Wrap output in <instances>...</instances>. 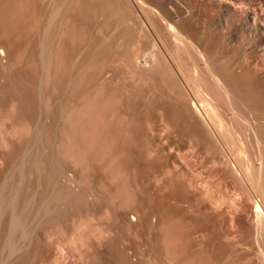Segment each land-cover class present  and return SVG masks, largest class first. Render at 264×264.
I'll use <instances>...</instances> for the list:
<instances>
[{
	"label": "rangeland",
	"instance_id": "obj_1",
	"mask_svg": "<svg viewBox=\"0 0 264 264\" xmlns=\"http://www.w3.org/2000/svg\"><path fill=\"white\" fill-rule=\"evenodd\" d=\"M37 1L27 0V4L24 0H15L23 3L19 7L18 4L12 5L13 8L18 7L13 10L17 12L22 6L21 9L26 11L20 9L16 13L9 7L13 0H0L3 3L0 11L5 13L8 10L4 16L0 12V24L6 26L0 25V33L6 29L2 36H8V43H12L9 45L12 51L6 64L3 63L4 68L8 66L5 69L0 67L4 71L0 72V89L5 95L0 92V199L4 200H0V208H3L0 209V224L2 228L6 227L3 230L0 227V236L4 231L0 247L12 241L7 243L11 244L7 248L13 252L9 255L8 249L3 250L5 244L0 249L4 258L0 264H264V192L260 191L262 188L264 191V183L261 182H264V0H142L145 4L142 9L132 0H117L122 9L119 11L115 10L116 6L106 5L105 0H91L92 3L90 0H77L78 3L76 0H57L58 6L60 2L65 4L59 6L58 14L51 19L46 12V16L43 15L45 20L40 12L46 3L39 0L40 8ZM28 5L30 11L26 9ZM78 5H81V11ZM69 7V12L73 11L74 15L68 12ZM37 10L40 12L35 13ZM21 13L26 16L22 17ZM66 14L72 15L67 16L72 22ZM17 15L18 20L25 17V21H16ZM245 16L249 18L248 29L241 25ZM47 17L52 24L45 28ZM34 18L37 21L34 22ZM21 21L25 23L20 29ZM27 21L35 23L33 28L29 23L27 25ZM53 25L56 31L52 29ZM169 25L180 40H174L168 31ZM68 29L71 30L72 42L69 33L67 35ZM21 36L25 37L21 39ZM13 44L21 48L13 47ZM65 44L68 50H74L71 52L73 55L66 50ZM67 56L75 61L67 60ZM9 59H17L18 62ZM63 62H70V69ZM15 70L20 73L18 78ZM103 70L107 78L112 73L114 77L110 75L111 79L102 81L106 78ZM209 70L221 77L217 89L211 86ZM194 73L202 93L212 99L215 113L226 123V129L237 131L231 134L234 138L229 130L227 135L231 138L224 135L226 130L221 134L225 137L221 138L217 129L207 123L203 131L208 130L207 135L212 141L210 143L205 133L207 144L205 137L203 141V136L195 141L196 138L182 126H176L177 131L175 126L167 124L168 119L160 104L169 102L170 98L187 99L191 91L183 76L192 77ZM152 84L153 87L150 86ZM4 86L8 90L3 91ZM149 86L157 96L148 94L151 91ZM163 89L165 93L171 90L177 95L169 91L166 97ZM21 96L22 99L19 98ZM140 97H143L141 102L154 98L148 104L144 100L140 103ZM230 105L235 108H232L235 116L230 115ZM142 114V118L139 117ZM230 117H236L237 121ZM237 126L243 130L240 134ZM226 137L228 140L224 139ZM232 138L235 139L233 142ZM204 145L211 147L207 149ZM24 151L28 156L23 155ZM32 154L37 156L36 161ZM30 160L38 163L34 166ZM26 166L28 172H25ZM245 168L253 173L251 179L255 180L245 176ZM18 173L24 174L23 177ZM38 173L45 178L39 179ZM53 173L57 180H54ZM35 176L38 179L33 182ZM50 178H53V183ZM19 183L26 185L24 190ZM31 187L34 192L30 191ZM11 188L21 189V195ZM23 197H28L30 204ZM12 199L17 200L12 203ZM256 201L263 203L259 217L261 223L252 212ZM13 205L17 210L10 209ZM7 208L12 213L18 212L14 213L15 218L10 215V210L9 215L8 210L3 212ZM23 212H28V215H23ZM5 217L9 218L6 219L8 222ZM15 223H20V227L17 224L12 227ZM7 228L10 231L8 235L5 232ZM3 240L5 243L1 245ZM12 244H17L19 250Z\"/></svg>",
	"mask_w": 264,
	"mask_h": 264
},
{
	"label": "bare ground",
	"instance_id": "obj_2",
	"mask_svg": "<svg viewBox=\"0 0 264 264\" xmlns=\"http://www.w3.org/2000/svg\"><path fill=\"white\" fill-rule=\"evenodd\" d=\"M2 1H6V0H2ZM7 1H8V0H7ZM9 1H10V0H9ZM11 1H12V0H11ZM22 1H23V0H22ZM33 1H34V0H32V2H33ZM35 1H36V0H35ZM38 1H39V0H38ZM38 1H37V3H39ZM42 1H44V3H46V6L42 5L44 8L41 9V12L39 11V10H40V9H39V10H37L35 13H37V12L39 11V12H40V15L42 16V18H43L44 20H45L46 17L44 18L43 15L46 16V12L49 13V15H47V16H49V18L51 19V17H54V15H56L59 6H60L61 4H62V5L65 4V3L60 2L59 6H58L57 0H41L40 3H42ZM58 1H59V0H58ZM61 1H63V0H61ZM71 1L73 2L74 0H71ZM80 1H81V0H80ZM105 1L107 2V3L105 2L106 5L109 4L111 7L113 6L114 8H115V6H116V9H115L116 11H119V9H121L120 3H119L120 1H117V0H105ZM132 1L136 4V6H138V7L141 8V9L143 8V5H145V4H143V2H141L142 0H132ZM218 1L220 2V0H218ZM13 2H15V0H13ZM13 2H11L12 4H9L8 2H7V3L9 4V7L12 8V12H16V10L14 11L13 9H14V8L17 9V8L19 7L20 4L22 5L23 2H21L20 4H19V2H18V3H17V2L13 3ZM24 2H27V0H26V1L24 0ZM28 2H29V1H28ZM28 2H27V4H28ZM64 2H66V1L64 0ZM75 2L78 3L79 1L77 2V0H76ZM89 2L92 3L91 0H90ZM0 3H1V2H0ZM34 3H36V2H34ZM40 3H39V5H38L39 7L41 6ZM69 3H70V1H69ZM105 3H103V5H105ZM228 3H229V2H228ZM2 4H3V3H1L0 5H2ZM15 4H16V5L18 4V7H17V6H14V8H13L12 5H15ZM25 4H26V3H25ZM25 4H24V6L26 7ZM29 4H31V3H29ZM73 4H74V3H73ZM79 4H81V3H79ZM84 4H86V3H84ZM94 4H95V3H94ZM32 5H33V4H32ZM32 5H31V6H32ZM68 5L70 6V4H68ZM71 5H72V4H71ZM95 5H96V4H95ZM100 5H102V4H100ZM109 5H108V6H109ZM232 5H233V4H232ZM7 6H8V5H7ZM31 6H30V8H32ZM33 6H34V5H33ZM38 6H37V7H38ZM80 6H81V5H78V9H79ZM82 6H83V4H82ZM96 6H97V5H96ZM96 6H95V7L93 6V7L96 8ZM98 6H99V5H98ZM98 6H97V7H98ZM110 6H109V7H110ZM3 7H5V5H4ZM20 7L22 8V6H20ZM37 7H36L35 9H37ZM39 7H38V8H39ZM61 7H62V6H61ZM70 7H71V6H70ZM70 7L68 8V12H69V10H71ZM75 7H76V6H75ZM103 7H106V6H103ZM234 7H235V6H234ZM0 8H2V7H0ZM21 8H19V11H17V12H20V9H21ZM28 8H29V5H28V7H27L26 9H27L28 11H30V9H28ZM40 8H41V7H40ZM65 8H66V6H65ZM83 8H84V6H83ZM83 8H82V9H83ZM98 8H99V7H98ZM98 8H97V10H98ZM230 8H231V7H230ZM238 8H239V7H238ZM7 9H8V8H7ZM22 9H23V8H22ZM22 9H21L22 12L25 11V10H22ZM24 9H25V8H24ZM59 9H60V8H59ZM63 9H64V8H63ZM78 9H77V10H78ZM80 9H81V8H80ZM80 9H79V10H80ZM92 9H93V8H92ZM117 9H118V10H117ZM61 10H62V9H61ZM72 10H73V9H72ZM77 10H76V11H77ZM79 10H78V11H79ZM93 10H94V9H93ZM121 10H122V9H121ZM238 10H239V9H238ZM240 10H241V9H240ZM7 11H8V10H7ZM7 11H5V13H2L1 11H0V12H1V13L3 14V16H4V14H6ZM9 11H11V10H9ZM32 11H33V10H32ZM62 11H63V10H62ZM66 11H67V9H66ZM76 11H75V12H76ZM80 11H81V10H80ZM98 11H99V10H98ZM3 12H4V11H3ZM17 12H16V13H17ZM25 12H26V11H25ZM68 12H67V14H68ZM70 12L73 13V11H70ZM70 12H69V13H70ZM92 12H93V11H92ZM120 12H121V11H120ZM239 12H240V11H239ZM1 13H0V14H1ZM9 13H10V12H9ZM29 13H30V12H29ZM35 13L33 12L32 14L36 15ZM78 13H79V12H78ZM97 13H99V12H97ZM97 13H95V14H97ZM101 13H102V12H101ZM101 13H100V15L102 16L103 14H101ZM10 14H11V13H10ZM19 14H20V13H19ZM57 14H58V13H57ZM67 14H66V17H67V16H72V15H74V13H73L72 15H70V14L67 15ZM95 14H93V15H95ZM13 15H14V14H13ZM21 15H22V17H23V15L26 16V14H22V13H21ZM75 15H76V14H75ZM98 15H99V14H98ZM1 16H2V15H1ZM5 16H6V15H5ZM9 16H10V15H9ZM9 16H8V17H9ZM11 16H12V14H11ZM15 16H16V15H15ZM15 16H14V17H15ZM17 16H18V17H16V18H17L16 21H19L21 18L18 20L19 15H17ZM36 16H38V17L40 18L39 15H36ZM36 16H35V17H36ZM57 16H58V15H57ZM59 16H60V15H59ZM95 16H97V15H95ZM230 16H231V15H230ZM8 17H7V18H8ZM14 17H13V18H14ZM27 17H28V16H27ZM55 17H56V16H55ZM248 17H249V15H248ZM248 17L245 16L244 19L241 20L242 22L240 21V22H241V25L245 26L246 28L249 27V24H248V21H247V19L249 20ZM10 18H11V17H10ZM31 18H33V17H31ZM49 18L47 17V19H46V21L48 20V22H46V21L43 20V21H44V22H43L44 24H45V22H46V26L43 25V26H45V28H47L48 26H49V27L51 26V25H48V24L50 23V22H49V21H50ZM67 18L70 19V17H67ZM75 18H76V16H75ZM94 18H98V16H97V17H94ZM99 18H100V16H99ZM250 18H251V17H250ZM1 19H2V18H1ZM3 19H4V18H3ZM24 19H25V17H24ZM24 19H21V20L23 21ZM26 19H27V18H26ZM29 19H30V18H29ZM72 19H73V18H72ZM240 19H241V18H240ZM7 20H8V19H7ZM9 20L12 21V19H9ZM13 20H14V19H13ZM27 20H28V19H27ZM33 20H34V22H35L36 19L34 18ZM70 20H71V19H70ZM97 20H98V19H97ZM5 21H6V20H5ZM5 21H3V24L5 23ZM14 21H15V20H14ZM22 21L20 22V25H21V26L19 25V22H18V24H16V25H19V28L22 27V25L25 23V22L22 23ZM24 21H25V20H24ZM28 21H31V20H28ZM28 21L26 22L27 25L30 24V22H28ZM36 21H37V20H36ZM38 21H39V20H38ZM61 21H63V20H61ZM73 21H74V19H73ZM0 22H1V21H0ZM12 22H13V21H12ZM34 22H31L32 25L30 24L29 26H32V28H33V23H34ZM51 22H52V20H51ZM71 22H72V20H71ZM15 23H16V22H15ZM28 23H29V24H28ZM56 23H57V22H56ZM56 23H54V24L56 25ZM58 23H59V22H58ZM98 23H100V22H98ZM8 24H10V22H9ZM34 24H35V23H34ZM40 24H41V23H39V25H40ZM50 24H52V23H50ZM0 25H2V23H1ZM57 25H58V24H57ZM239 25H240V24H239ZM3 26H4V25H2V27H3ZM23 26H24V25H23ZM25 26H26V25H25ZM41 26H42V24H41ZM60 26H62V25H60ZM70 26H71V25H69L68 27L70 28ZM4 27L6 28V26H4ZM4 27H3V28H4ZM7 27H8V26H7ZM10 27H12V26H9V28H10ZM17 27H18V26H17ZM68 27H67V28H68ZM168 27H169V30H168V31L170 32V34H172V35L174 36V40H176V41H177L178 39L180 40V37L177 35V33H175V30L172 28V26L169 25ZM168 27H167V28H168ZM3 28H2V30H3ZM9 28H8V29H9ZM23 28L26 29L25 27H23ZM58 28H59V27H58ZM20 29H21V28H20ZM43 29H44V28H43ZM52 29H54V25H53ZM70 29H71V28H70ZM70 29L67 30V31H70V32H67V31H66V32H67V35H68V33H69V37H70V34H71V30H70ZM247 29H248V28H247ZM4 30H5V31H4V33H5V32H6V29H4ZM13 30H14V29H13ZM18 30H19V29H18ZM22 30H23V29H22ZM54 30H55V29H54ZM57 30H58V29H57ZM9 31H11V30L9 29ZM19 31H20V30H19ZM24 31H25V30H23L22 32H24ZM55 31H56V30H55ZM55 31H54V32H55ZM17 32H18V31H17ZM17 32H16V33H17ZM22 32H20V33L22 34ZM27 32H28L27 34H29L30 31L28 30ZM49 32H50V31H49ZM51 32H53V30H52ZM57 32H58V31H57ZM59 32H62V30L59 31ZM4 33H2V31H1V33H0V64L2 65V66H0V67H2V68H4V64H3V63H5V61L8 59V55H9L10 51H12V50H10V47H9V45L12 44V43H10V44L8 43V42L10 41L9 38H7L8 36H6V38H4L5 35L2 36V34H4ZM11 33H12V32H11ZM64 33H65V32H64ZM5 34H6V33H5ZM17 34H19V33H17ZM27 34H24V33H23L22 36H23V35L26 36ZM53 34H54V33H53ZM53 34H52V35H53ZM62 34H63V33H61V35H62ZM11 35H12V34H11ZM38 35H39V34H38ZM40 35H41V34H40ZM59 35H60V34L58 33V36H59ZM65 35H66V33H65ZM65 35H62V36L64 37ZM9 36H10V35H9ZM14 36H15V35H14ZM17 36H18V35H17ZM22 36H21V39L25 37V36H24V37H22ZM62 36H60L61 39L63 38ZM26 37H27V36H26ZM41 37H42V36H41ZM52 37H53V36H52ZM66 37H68V36H66ZM11 38H12V36H11ZM19 38H20V37H19ZM29 38H30V35H29ZM39 38H40V37H38V39H39ZM54 38H55V37H54ZM54 38H53V39H54ZM6 39H7L8 41H7ZM15 39H16V38H14V40H15ZM58 39H60V38L57 37V40H58ZM64 39H65V37H64ZM68 39H69V38H67L66 41H67ZM14 40H13V41H14ZM27 40H29V43H30V39H27ZM42 40H44V39L42 38ZM57 40H56L55 42L61 44V42H60V41L57 42ZM21 41H23V40H21ZM25 41H26V40H25ZM39 41H40V40H38V42H39ZM53 41H54V40H53ZM62 41H63V40H62ZM64 41H65V40H64ZM70 41L72 42L71 37H70ZM70 41H68V42H70ZM11 42H12V40H11ZM14 42H15V41H14ZM14 42H13V43H14ZM42 42H45V40L42 41ZM68 42H67V43H68ZM17 43H18V42H17ZM27 43H28V42H26V44H27ZM22 44H25V43H22ZM40 44H41V46H42V43H41V42H40ZM51 44H54V43H51ZM19 45H21V44H19ZM43 45H44V44H43ZM10 46H11V45H10ZM14 46L20 47V46H18L17 44H16V45L13 44V47H14ZM22 46H23V45H22ZM65 46H66V44H65ZM80 46H81V44H80ZM24 47H25V46H24ZM63 47H64V46H63ZM66 47H67L66 50L69 51L70 54H72V53L74 52L73 49H72L73 52L70 51V50H68V45H67ZM71 47H72V46H71ZM78 47H79V46H77V48H78ZM81 47H82V46H81ZM20 48H21V47H20ZM20 48H19V49H20ZM64 48H65V47H64ZM72 48H73V47H72ZM69 49H70V47H69ZM78 49H79V48H78ZM78 49H77V51H78ZM83 49H84V48H83ZM66 50H65V51H66ZM79 50H80V49H79ZM81 50H82V49H81ZM14 51H15V50H14ZM20 51H21V50H20ZM77 51H76V52H77ZM82 51H83V50H82ZM69 52H68V53H69ZM71 52H72V53H71ZM80 52H81V51H80ZM13 53H14V52H13ZM13 53H12V54H13ZM21 53H23V52H21ZM15 54H17V52H15ZM19 54H20V53H19ZM65 54H67V53L65 52ZM22 55H23V54H22ZM67 55H68V54H67ZM72 55H73V54H72ZM76 55H77V54H75L74 56H76ZM83 55H84V54H83ZM16 56H18V55H16ZM64 56H65V55H64ZM68 56H70V55H68ZM68 56H67V58H66L67 60L70 59V57L68 58ZM77 56H78V55H77ZM79 57H80V56H79ZM81 57H82V54H81ZM81 57H80V58H81ZM20 58H21V57H20ZM64 58H65V57H63V59H64ZM77 58H78V57H76V59H77ZM82 58H85V57H82ZM82 58H81V60L84 61L85 59H82ZM78 59H79V58H78ZM9 60H11V59H9ZM12 60H14V59H12ZM12 60H11V61H12ZM16 60H17V59H15L14 61H16ZM70 60H71V59H70ZM79 60H80V59H79ZM14 61H13V62H14ZM65 61H66V60H65ZM71 61H72V60H71ZM74 61H75V60H74ZM74 61H72V62H74ZM76 61H78V60H76ZM161 61H162V60H161ZM17 62H18V60H17ZM19 62L21 63L22 61L20 60ZM66 62H67V61H66ZM66 62H63V63H64L65 65H66V64H67V65L70 64V62H68V63H66ZM72 62H71V63H72ZM162 62H163V61H162ZM20 63H18V65H19ZM76 63H77V62H76ZM5 64H6V63H5ZM13 64H15V62H14ZM16 64H17V63H16ZM16 64H15V65H16ZM73 64H74V63H73ZM160 64H161V62H160ZM163 64H164V63H163ZM204 64H206L205 61H204ZM77 65H78V64H77ZM7 66H8V64H7ZM7 66H6V67H7ZM12 66H13V65H12ZM69 66H70V65H68L67 67L69 68ZM71 66H72V65H71ZM161 66H162V64H161ZM6 67H5V68H6ZM17 67H18V66H17ZM79 67H80V65H79ZM5 68H4V69H5ZM14 68H16V67H14ZM71 68H72V67H71ZM69 69H70V68H69ZM107 69H108V68H107ZM112 69L114 70V66H113ZM1 70H2V69H1ZM1 70H0V72L3 73L4 71H3V70L1 71ZM6 70H7V69H6ZM16 70H17V69H16ZM16 70H15V71H16ZM18 70H19V69H18ZM71 70H72V69H71ZM71 70H70V71H71ZM80 70H81V68H80ZM110 70H111V68H110ZM110 70H109V71H110ZM166 70H167V69H166ZM166 70H165V71H166ZM15 71H14V72H15ZM109 71L106 70V72H109ZM168 71H169V69H168ZM19 72H20V70H19ZM21 72H22V70H21ZM97 72H98V71H97ZM99 72H101V71L99 70ZM112 72H113V71H112ZM160 72H161V71H160ZM160 72H159V70H158V73H160ZM5 73H6V72H5ZM10 73H11V72H10ZM23 73H24V72H23ZM54 73L57 74L55 71H54ZM109 73H111V71H110ZM161 73H162V72H161ZM161 73H160V74H161ZM7 74H8V73H6L5 75L7 76ZM14 74H15V73H14ZM19 74H20V73H19ZM19 74H17V71H16V76H17V75L20 76ZM78 74H79V73H78ZM103 74H104V70H103ZM103 74H100V75L102 76ZM112 74H114V73H112ZM112 74H110V75H112ZM207 74L210 76V79L212 80V81L210 82V83H211V86H212V87H215V88H216V87H220V80H219V79H220L221 77H219L218 74H217V75H218V77H217V76H216V73L213 72V71H211V70H209ZM227 74H228V73H227ZM104 75H105V74H104ZM106 75H107V74H106ZM106 75H105V76H106ZM110 75H109V76H110ZM158 75H159V74H158ZM162 75H163V74H162ZM162 75H159V76H162ZM1 76H2V74H1ZM6 76H5V82H6V78H7ZM10 76L12 77L11 74H10ZM10 76L8 75V77H10ZM13 76H14V75H13ZM18 76H17L16 78H18ZM24 76H25V75H24ZM55 76H57V75H55ZM68 76H69V75H68ZM84 76H85V75H84ZM84 76H83V77H84ZM91 76L94 77L93 74H92ZM98 76H99V75H98ZM105 76H104V77H105ZM109 76H108V78H110ZM228 76H229V74H228ZM62 77H65V76H62ZM62 77L60 78V80L62 79ZM112 77H114V76L112 75L111 78H112ZM183 77H184L185 82L188 84L189 90L191 91L190 95L188 94L187 99L181 101V100H178L179 97H178V99L175 98V99H172V100H171V98H170V101H169V102H164V101H162V103H163V102H164V103H163V104H160V106L162 105L161 107L163 108L162 111L164 110V111H163V112H164L163 114H165V117L168 119V120H166V121H168L167 124H170V125L172 124V126H175V127H176V126H177V127H178V126H179V127L182 126V127L184 128V130H185V129L188 130V132L191 133L190 135H191V136H194V137L196 138L195 141H198V138H200V137H202V136H203V137H202V138H203L202 141L204 140V137L206 138V135H207L208 130L205 132V131H203V129L206 130V128H207L206 125H208L209 123L211 124V126L215 127L214 129H217V131L220 133V135H221L222 133L224 134V131L226 130L224 135H226L227 137H229V135H227V130H229L230 128L227 127L228 129H226V126H227L226 123L223 122V120H222V118L220 117L219 114L216 115V113H215V108H214L213 105H212V101H211L212 99H211L209 96H207L206 94L204 95V94L202 93L201 85H200V82H199V80H198L197 75H195V73H194V74L192 75V77H190L189 75H186V74H185V76H183ZM66 78H67V77H66ZM66 78H65V79H66ZM74 78H75V77H74ZM74 78H72V79H74ZM94 78H98V77L95 76ZM100 78H101V77H100ZM108 78H107V76H106V78H105L104 80H102V81H105L106 79L109 80ZM111 78H110V79H111ZM3 79H4V76H3ZM65 79H64V80H65ZM229 79H230V77H229ZM60 80H59V81H60ZM68 80H69V79H68ZM7 81H8V80H7ZM70 81H71V80H70ZM93 81H94V80H93ZM100 81H101V80H100ZM1 82H3V81H1ZM62 82H63V81H62ZM6 83H7V82H6ZM9 83H11V82H9ZM12 84H13V83H12ZM15 84H16V82H15ZM17 84H18V82H17ZM58 84H60V82H58ZM58 84H57V85H58ZM142 84H143V83H142ZM142 84H141V85H142ZM212 84H213V85H212ZM3 85H4V82H3ZM20 85H21V83H20ZM137 85H138V84H137ZM6 86H8V85L6 84ZM16 86H17V85H16ZM150 86L153 87V84L150 85ZM150 86H149V88H150ZM155 86H157V85H155ZM18 87H19V86H17V88H18ZM55 87H56V86H55ZM57 87H58V86H57ZM142 87H143V86H142ZM3 88H4L3 91H5L7 87L4 86ZM3 88H2V89H3ZM8 88H10V87L8 86ZM8 88H7V90H8ZM17 88H15V89L18 90ZM147 88H148V87H147ZM147 88H146L145 90H147ZM215 88H213V89H215ZM11 89H13V88H11ZM11 89H10V90H11ZM19 89H20V87H19ZM56 89H57V88H56ZM59 89H60V88H59ZM61 89H62V88H61ZM138 89H139V88H138ZM152 89H153V88H152ZM152 89L150 88L151 91H150L148 94H151L152 91H154V90H152ZM155 89H157V92H158V88H155ZM216 89H217V88H216ZM21 90H22V88H21ZM21 90H20V93H19V94L22 93ZM57 90H58V89H57ZM57 90H56V91H57ZM141 90L143 91L144 89L142 88ZM141 90H134V92L137 91L136 93H138V92L141 91ZM166 90H167V88H166ZM14 91H15V90H14ZM18 91H19V90H18ZM142 91H141V92H142ZM148 91H149V89H148ZM155 91H156V90H155ZM169 91H171V90H168V92H169ZM220 91L222 92V90H220ZM0 92H1V89H0ZM57 92H58V91H57ZM59 92H60V91H59ZM62 92H63V91H62ZM141 92H140V93H141ZM145 92H146V91H145ZM163 92H164V89H163ZM168 92H167V93H168ZM1 93H2V92H1ZM4 93H5V92H4ZM6 93H7V92H6ZM23 93H24V92H23ZM146 93H147V92H146ZM153 93H154V92H153ZM153 93H152V95H154V94L156 95V93H154V94H153ZM159 93H160L159 95H161V91H160ZM164 93H165V92H164ZM167 93H165V96H166V97L168 96V95H166ZM171 93H173V92L171 91ZM2 94H3V93H2ZM15 94H16V93H15ZM57 94H58V93H57ZM148 94H147V96H148ZM168 94H170V92H169ZM173 94H174V95H177V94H175V93H173ZM173 94H172V95H173ZM185 94H186V93H185ZM223 94H226V92H225V93L223 92ZM17 95H18V94H17ZM59 95H60V94H59ZM144 95H145V94H144ZM157 95H158V94H157ZM157 95H156V96H157ZM162 95H164V94H162ZM210 95H212V94H210ZM220 95H222V94H220ZM2 96H5V95L3 94ZM18 96H20V95H18ZM23 96H24V95H23ZM55 96H56V95H55ZM55 96H53V97H55ZM57 96H58V95H57ZM62 96H63V95H61V97H62ZM135 96H137V95H135ZM140 96H143V95L140 94ZM145 96H146V95H145ZM150 96H151V95H150ZM169 96H170V95H169ZM186 96H187V95H186ZM222 96H223V95H222ZM53 97H51V100H52ZM138 97H139V96H138ZM159 97H160V98L162 97V98L164 99L163 96H159ZM170 97H172V96H170ZM174 97H175V96H174ZM211 97H212V96H211ZM19 98L22 99V96L19 97ZM56 98H57V97H56ZM58 98H59V97H58ZM133 98H134V97H133ZM136 98H137V97H136ZM141 98H143V97H140V100H139L140 103H142V102H144V101H148V104H149V101L152 102V101H151V100H152L151 98H154V97H151V98L148 97V98H150L151 100H150V99H149V100H146V99L144 100V99H143L144 101L142 100V102H141ZM145 98H147V97H145ZM168 98H169V97H168ZM168 98H167V100H168ZM3 99H4V98H2V100H3ZM17 99H18V98H17ZM59 99H60V98H59ZM182 99H183V98H182ZM213 99H214V97H213ZM53 100H54V98H53ZM61 100H62V99H61ZM131 100H132V99H131ZM134 100H135V99H134ZM157 100H158V99H157ZM161 100H162V99H161ZM165 100H166V99H165ZM20 101H21V100H20ZM132 101H133V100H132ZM136 101H137V99H136ZM136 101H135V102H136ZM154 101H156V98L154 99ZM22 102H23V100H22ZM53 102H54V101H53ZM53 102H52V104H53ZM60 102H61V101H60ZM137 102H138V101H137ZM139 102H138V103H139ZM159 102H160V99H159ZM54 103H55V102H54ZM131 103H132V102H131ZM140 103H139V104H140ZM153 103H154V102H153ZM213 103H214V102H213ZM231 103H232V102H231ZM231 103H230V104H231ZM19 104H20V103H19ZM132 104H134V103H132ZM139 104H138V105H139ZM151 104H152V103H151ZM154 104H157V102L154 103ZM53 105H54V104H53ZM58 105H59V104H58ZM146 105H147V104H146ZM146 105H145V106H146ZM158 105H159V104H158ZM158 105H156V106H158ZM131 106H132V105H131ZM133 106H134V105H133ZM145 106H144V108L146 109L147 107H145ZM147 106H148V105H147ZM154 106H155V105H154ZM53 107H54V106H53ZM53 107H52V110H53ZM59 107H61V106H59ZM136 107H137V105H136ZM141 107H142V106H141ZM141 107H140V108H141ZM56 108H57V106H56ZM134 108H135V107H134ZM142 108H143V107H142ZM149 108H150V107H149ZM152 108L155 109V107H152ZM232 108H234L233 105H230V111H229V112L231 113L230 115H231V116H235V115H234V114H235L234 111L232 112V110H233ZM54 109H55V108H54ZM59 109H60V108H59ZM59 109H58V110H59ZM61 109H62V108H61ZM135 109H137V108H135ZM138 109H139V106H138ZM156 109H158V108H156ZM156 109H155V110H156ZM234 109H235V108H234ZM151 110H152V109H151ZM151 110H150V111H151ZM55 111H57V110L55 109ZM55 111H54V113H56ZM146 111H149V110L146 109ZM146 111H145L144 113H146ZM162 111H161V113H162ZM30 112H31V111H30ZM52 112H53V111H52ZM153 112H154V111H153ZM32 113H33V112H31V115H32ZM151 113H152V111H151ZM154 113H155V112H154ZM161 113H160V116L162 117ZM245 113H246V111H245ZM34 114H35V112H34ZM52 114H53V113H52ZM59 114H60V112H59ZM62 114H63V113H62ZM146 114H147V117H148V112H147ZM236 114H237V113H236ZM238 114H239V112H238ZM238 114H237V115H238ZM241 114H243V113H241ZM53 115H54V114H53ZM53 115H52V116H53ZM56 115H58V113H56ZM56 115H55V118H56ZM157 115H159V114H157ZM239 115H240V114H239ZM243 115L245 116V114H243ZM32 116H33V115H32ZM59 116L62 118L61 114H60ZM59 116H58V117H59ZM141 116H143V114L140 115L139 117H141ZM240 116L242 117V115H240ZM50 117H51V116H50ZM58 117H57V118H58ZM144 117H145V116H144ZM147 117H146V118H147ZM157 117L160 118L159 116H157ZM165 117H164V120L166 119ZM245 117H246V116H245ZM141 118H142V117H141ZM146 118H145V119H146ZM230 118H232V117H230ZM235 118H236V117H235ZM235 118H234V119H235ZM237 118H239V117H237ZM242 118H243V117H242ZM53 119H54V118H53ZM53 119H51V120H53ZM58 119H60V118H58ZM138 119H139V118H138ZM151 119H152V118H151ZM232 119H233V118H232ZM234 119H233V120H234ZM243 119H244V118H243ZM245 119H246V118H245ZM245 119H244V120H245ZM54 120H55V119H54ZM56 120H57V119H56ZM140 120H141V119H140ZM142 120H143V119H142ZM159 120H160V119H159ZM162 120H163V117H162ZM162 120H161V121H162ZM233 120H232V123L235 122V121H233ZM235 120H236V119H235ZM244 120H243V121H244ZM31 121H33V120H31ZM58 121H59V120H58ZM143 121H144V120H143ZM236 121H237V120H236ZM238 121H239V120H238ZM246 121H248V120L246 119ZM37 122H38V121H37ZM54 122H55V121H54ZM155 122H156V121H155ZM169 122H170V123H169ZM241 122H242V119H241ZM241 122H240V123H241ZM244 122H245V121H244ZM248 122H249V121H248ZM32 123H35V122H32ZM140 123H141V122H140ZM207 123H208V124H207ZM235 123H236V122H235ZM235 123H234V124H235ZM246 123H247V122H246ZM30 124H31V123H30ZM37 124H39V122H38ZM42 124H43V123H42ZM44 124H45V123H44ZM210 124H209V125H210ZM228 124H229V123H228ZM238 124H239V122H238ZM242 124H244V123H242ZM249 124H250V123H249ZM31 125H32V124H31ZM55 125L57 126V123H56ZM58 125H59V124H58ZM203 125H205V128H204ZM236 125H237V123H236ZM236 125H235V126H236ZM245 125H247V124H245ZM33 126H34V125H33ZM35 126H37L36 123H35ZM38 126H39V125H38ZM40 126H41V125H40ZM52 126L54 127V125H52ZM172 126H170V127H172ZM202 126H203V127H202ZM211 126H210V127H211ZM228 126H229V125H228ZM232 126H233V125H232ZM235 126H234V127H235ZM242 126H243V125H242ZM247 126H249V125H247ZM247 126H244L245 129H247ZM139 127H140V126H139ZM166 127H167V126H166ZM177 127H176V128H177ZM182 127H180V128H182ZM213 127H212V128H213ZM237 127H238V128H237ZM237 127H236V128L239 130V131H238V134H240L239 132H240L241 130L239 129V127H241V126H237ZM249 127H250V126H249ZM32 128H33V127H32ZM39 128H40V127H39ZM41 128H42V126H41ZM176 128H175V129H176ZM36 129H37V128H36ZM214 129H213V130H214ZM234 129H235V128H234ZM242 129H243V128H242ZM181 130H182V129H181ZM184 130H183V131H184ZM230 130H231V129H230ZM230 130L228 131V132H230V135L233 134V133H235V132H237V131H235V132H231L232 130H231V131H230ZM177 131H178V128H177ZM242 131H243V130H242ZM242 131H241V132H242ZM179 132H180V130H179ZM186 132H187V131H186ZM201 133H202L203 135H201ZM205 133H206V135H205ZM141 134H142V133H141ZM141 134H140V135H141ZM188 134H189V133H188ZM208 134H209V133H208ZM228 134H229V133H228ZM135 135H136V131H135ZM135 135H134V136H135ZM183 135H184V132H183ZM190 135H189V136H190ZM217 135H218V133H217ZM220 135H218V136H220ZM141 136H142V135H141ZM143 136H144V135H143ZM143 136H142V137H143ZM207 136H208V135H207ZM231 136H232V135H231ZM231 136L229 137V139L231 138ZM139 137H140V136H139ZM142 137H140V138L143 139ZM223 137H225V136H223ZM223 137H222V135H221V138H223ZM227 137L224 138V139H227V140H228ZM232 137L234 138V136H232ZM192 138H193V137H192ZM207 138L210 140V143H211V142H212V141H211V136H208ZM207 138L205 139V141H206V143L208 144V142H207ZM219 138H220V137H219ZM221 138H220V139H221ZM233 138H232V140H231L232 142H233V140H235V139H233ZM241 139H242V138H241ZM259 139H260V138H259ZM260 140H261V139H260ZM222 141H223V140H222ZM256 142H257V141H256ZM197 143H200V142H197ZM201 143H202V142H201ZM256 144H257V143H256ZM200 145H201V144H200ZM231 145H233V144H231ZM28 146H29V145H28ZM201 146H202V145H201ZM204 146H205V145H204ZM204 146H203V147H204ZM206 146H207V145H206ZM206 146H205V147H206ZM208 146H209V145H208ZM226 146H227V145H226ZM257 146H259V145H257ZM210 147H211V146H209V148H210ZM206 148H207V147H206ZM209 148H207V149H209ZM23 149H25V148H23ZM28 149H29V147H28ZM30 149H31V148H30ZM30 149H29V150H30ZM25 150H26V149H25ZM230 150H231V149H230ZM256 150H257V149H256ZM22 151H23V150H21V152H22ZM31 151H32V150H31ZM36 151H37V150H36ZM242 151H245V150H242ZM258 151H261L260 148H259ZM210 152H211V150H210ZM238 152H240V151H238ZM19 153H20V152H19ZM24 153H25V151H24ZM30 153H32V152H30ZM36 153H37V152H36ZM36 153H35V154H36ZM211 153H212V152H211ZM260 153H261V152H260ZM260 153H259V154H260ZM21 154H22V153H21ZM239 154H240V153H239ZM17 155H18V154H17ZM23 155H26V153L23 154ZM29 155H30V154H29ZM19 156H21L20 158H24V156L22 157V155H18V157H19ZM26 156H28V155H26ZM31 156L33 157V154H32ZM214 156H215V155H214ZM217 156H218V155H217ZM247 156H249V155H247ZM253 156H254V155H253ZM255 156H256V154H255ZM255 156H254V157H255ZM258 156H259V155H258ZM263 156H264V155H263ZM263 156H262V158H263ZM32 157H30V158H32ZM36 157H37V156H36ZM36 157H33V158H35V161H36ZM250 157H251V156H250ZM259 157H261V156H259ZM27 158H28V157H26V159H27ZM30 158H29V159H30ZM215 158L218 159V157H215ZM215 158H214V161H216ZM243 158H244V157H243ZM247 158H249V157H247ZM212 159H213V158H212ZM219 159H220V158H219ZM219 159H218V160H219ZM256 159H257V157H256ZM20 160H21V159H20ZM33 160H34V159H33ZM220 160H221V159H220ZM249 160H250V159H249ZM252 160H254L253 157H252ZM252 160H251V161H252ZM257 160H258V159H257ZM263 160H264V159H262V161H263ZM23 161H24V160H23ZM25 161H26V160H25ZM31 161H32V160H30V162H31ZM35 161H34V163H35ZM254 161H255V160H254ZM40 162H41V161H40ZM54 162H55V161H54ZM216 162H220V161H216ZM238 162H239V161H238ZM255 162H256V161H255ZM20 163H21V162H20ZM26 163H29V161H28V162L26 161ZM31 163H33V162H31ZM31 163H30V165H31ZM34 163H33V164H34ZM37 163H38V162H36V164H37ZM51 163L54 164L53 162H51ZM51 163H50V164H51ZM55 163H56V162H55ZM250 163H251V162H250ZM36 164H34V166H36ZM42 164H43V163H42ZM50 164H49V165H50ZM52 164H51V165H52ZM56 164L60 165L59 162L56 163ZM215 164H217V163H215ZM256 164H257V163H256ZM256 164H255V165H256ZM262 164H263V163H262ZM30 165H29V168L31 167ZM58 165H56V167H58ZM217 165H218V164H217ZM251 165H252V164H251ZM253 165H254V164H253ZM253 165H252V166H253ZM24 166H25V165H24ZM39 166H40V164H38V167H39ZM62 166H63V165H62ZM242 166H243V165H242ZM13 167H14V166H13ZM40 167H41V166H40ZM40 167L38 168V170H40ZM22 168H24V167H22ZM26 168H27V166L25 167V169H26ZM43 168H44V164H43ZM48 168L50 169L51 166L48 167ZM48 168H47V170H48ZM61 168H62V167H61ZM241 168H242V167H241ZM253 168H254V167H253ZM261 168H262V172H263V167H261ZM13 169H14V168H13ZM13 169H12L11 171H13V172L15 173L16 170L14 171ZM27 169H28V168H27ZM27 169L25 170V172L27 171ZM44 169L46 170V166H45ZM42 170H43V169H41V171H42ZM52 170H53V169H52ZM60 170H61V169H60ZM64 170H65V169H64ZM253 170H254V169H253ZM5 171H6V170H5ZM11 171H9V172H11ZM43 171H44V170H43ZM54 171H55V167H54L53 172H54ZM56 171L58 172V169H57ZM66 171H67V170H66ZM68 171H69V170H68ZM244 171H245V174H246L245 176H246L249 180H251V181L255 180V179H251V178H252V177H251V176H252L251 174H253V173L250 172L248 168H245ZM251 171H252V170H251ZM7 172H8V171H7ZM7 172H6V173H7ZM13 172H12V173H13ZM27 172H28V171H27ZM29 172H31V171H29ZM39 172H40V171H39ZM61 172H62V171H61ZM71 172H72V170H71ZM259 172L261 173V171H259ZM6 173H5V176H6ZM12 173H11V175H12ZM16 173H17V171H16ZM32 173H33V172H32ZM34 173H35V172H34ZM34 173H33V174H34ZM58 173H59V172H58ZM62 173H63V172H62ZM73 173H74V172H73ZM18 174H19V173H18ZM38 174H39V173H38ZM40 174H41V172H40ZM40 174H39V175H40ZM46 174H47V173H46ZM53 174H54L55 178H54V176H53L52 174H51V175L53 176V178H54V180H55V179H56V175H55V173H53ZM60 174H61V173H60ZM67 174H68L69 176H70V174L72 175V173H67ZM263 174H264V173H263ZM3 175H4V174H3ZM7 175L9 176V173H7ZM13 175H14V174H13ZM13 175H12V176H13ZM20 175H21V174H19V176H20ZM23 175H24V174H22L20 177H23ZM29 175H30V174H29ZM29 175H28V173H27V176H29ZM34 175H35V174H34ZM39 175H38V176H39ZM44 175H45V172H44ZM44 175H43V176H44ZM61 175H62V174H61ZM61 175H60V176H61ZM63 175H66V173L63 174ZM30 176H31V175H30ZM43 176L40 175V176H39V179H40V177H43ZM74 176H75V175H74ZM74 176H73V177H74ZM242 176H243V175H242ZM253 176H254V175H253ZM255 176H256V174H255ZM255 176H254V177H255ZM58 177H59V176H58ZM65 177H66V176H65ZM5 178H7V176H6ZM25 178H28V177H25ZM30 178H32V177H30ZM43 178H45V177H43ZM43 178H42V179H43ZM53 178H52V179H53ZM66 178H67V177H66ZM70 178H71V177H70ZM70 178H69V179H70ZM256 178H258V177H256ZM261 178H263V177H261ZM13 179H14V178H13ZM17 179L19 180L18 176H17ZM21 179H23V178H20V180H21ZM34 179H35V180H34L33 182H35L36 179H38V178L35 176ZM42 179H41V180H42ZM50 179H51V178H50ZM52 179H51V180H52ZM67 179H68V178H67ZM2 180L5 181L3 178H2ZM24 180H25V179H24ZM43 180H45V179H43ZM43 180H42V181H43ZM51 180H50V182H51ZM56 180H57V179H56ZM7 181L9 182L10 180H7ZM7 181H6V182H7ZM12 181H14V180H12ZM22 181H23V180H22ZM22 181H17V182H22ZM27 181H28V179H27ZM29 181H31V180H29ZM37 181H38V180H37ZM33 182H32V183H33ZM40 182H41V181H40ZM43 182H44V181H43ZM54 182H55V181H54ZM56 182H57V181H56ZM259 182H260V181H259ZM261 182H262V184L264 183L263 180H261ZM12 183H13V182H12ZM14 183H16V181H15ZM14 183H13V184H14ZM24 183H27V182H24ZM24 183H22V184H24ZM32 183H31V184H32ZM52 183H53V180H52ZM257 183H258V182H257ZM9 184H10V182H9ZM22 184L19 183L20 187H21ZM40 184L42 185V183H40ZM50 184H51V183H50ZM55 184H56V183H55ZM55 184H54V185H55ZM2 185H3V184H2ZM7 185H8V184H7ZM16 185H17V184H16ZM34 185L38 188V184H35V183H34ZM34 185H33V187H35ZM57 185H59L58 182H57ZM263 185H264V184H263ZM263 185H262V187H263ZM0 186H1V185H0ZM12 186H13V185H12ZM22 186H23V187H21V189H23L26 185H25V186L22 185ZM17 187H18V186H17ZM20 187H18V188H20ZM36 187H35V188H36ZM42 187H43V186H42ZM42 187H40V188H42ZM56 187H57V186H56ZM14 188H16V187L14 186ZM14 188H13V189L11 188V190H14ZM18 188H17V190L15 189L16 191L14 190V193L18 191ZM21 189H20V190H21ZM24 189H25V188H24ZM24 189H23V190H24ZM20 190H19V191H20ZM39 190H40V189H39ZM261 190H262V192H264V191H263V188L260 189V191H261ZM19 191H18V192H19ZM30 191H33L32 187H31ZM260 191H259V192H260ZM1 192L3 193V191H1ZM28 192H29V189H28ZM33 192H34V191H33ZM36 192H37V191H36ZM238 192H239V191H238ZM14 193L11 192V194H14ZM26 193H27V192H26ZM26 193H25V194H26ZM31 193H32V192H31ZM3 194H4V193H3ZM3 194H2V195H3ZM19 194H20V192H19ZM6 195H7V194H6ZM16 195H17V197H18V193H17ZM20 195H21V194H20ZM23 195H24V193L22 194V196H23ZM27 195H28V194H27ZM31 195H34V193L31 194ZM263 195H264V194H263ZM0 196H1V195H0ZM4 196H5V194H4ZM13 196H14V195H13ZM24 196H25V195H24ZM10 197H11V195H10ZM29 197H30V196H29ZM11 198H13V197H11ZM14 198H15V196H14ZM21 198H22V197H21ZM23 198H25V197H23ZM27 198H28V197H27ZM27 198H25V200H26ZM0 200H3V199H0ZM12 200H13V201H11V202H12V203H13V202L15 203V200H17V199H12ZM22 200H23V201H22ZM22 200H21L22 202L25 201L24 199H22ZM29 200H30V199H29ZM263 200H264V199H263ZM3 201H4V200H3ZM27 201H28V199H27ZM248 201H249V199H248ZM250 201H251V200H250ZM252 201L254 202L253 199H252ZM28 202H29V201H28ZM261 202H262V201H261ZM9 203H10V202H9ZM9 203H7L6 205H8ZM12 203H11V204H12ZM26 204H27V203H26ZM29 204H30V202H29ZM253 204H254V203H253ZM1 205H2V203H1ZM22 205H23V203H22ZM10 206H12V205H10ZM14 206H16V205H13V207H11V208L9 207V208H10L11 210H13V209H14ZM17 206H18V205H17ZM26 206H27V205H26ZM26 206H25V207L23 206V207L26 208ZM251 206H252V205H251ZM253 206H254V211H252V212L255 213V216L258 218V221H259V220H261V218H259V217H261V211H262L263 203H260V201H259V202L256 201L255 204H254ZM0 207H1V206H0ZM3 207H6V206H3ZM23 207H21V208H22V211H23V209H24ZM29 207H30V206H29ZM15 208H17V207H15ZM21 208H20V209H21ZM0 209H1V208H0ZM2 209H3V208H2ZM2 209H1V210H2ZM10 209H9V210H10ZM1 210H0V211H1ZM6 210H8V208H7V209H4L3 212H5ZM9 210L7 211V212H8V215L10 214V213H9ZM11 210H10V212H11ZM14 210H17V209H14ZM22 211H21V212H22ZM26 211H27V210H26ZM28 211H30V208L28 209ZM7 212H6V213H7ZM0 213H1V212H0ZM11 213H12V212H11ZM14 213L16 214V213H18V212H15V211H14V212L12 213L13 215H12V214H10V215L13 216V217L15 218L16 215H14ZM23 213H24V212H23ZM21 214H22V213H21ZM1 215H2V214H1ZM17 215H18V214H17ZM23 215H28V212L24 213ZM4 216H6L5 213H4ZM23 217H24V216H23ZM26 217H27V216H26ZM7 218H8V217H7ZM7 218L5 217L4 220H6ZM10 218H12V217H10ZM14 218H12V219H13V221L15 222V219H14ZM21 218H22V217H21ZM0 219H1V216H0ZM2 220H3V219H2ZM2 220H1V222H3ZM7 220H9V218H8ZM7 220H6V221H7ZM18 220H19V219L17 218V221H18ZM10 221H11V220H10ZM13 221H12V222H13ZM17 221H16V222H17ZM256 221H257V219H256ZM258 221H257V224H258ZM7 222H8V221H7ZM259 222H260V221H259ZM4 223H5V221H4ZM4 223H2V224H4ZM260 223H261V222H260ZM5 224H7V223H5ZM10 224H12V223H10ZM16 224H17V223L13 224L12 227H14V225H16ZM19 224H20V223H19ZM19 224H17V225L20 227ZM21 224H22V222H21ZM262 224H263V222H262ZM3 226H4V225H3ZM6 226H7V225H6ZM10 226H11V225H10ZM10 226H9V227H10ZM18 226H17L16 228H18ZM22 226H23V225H21V228H22ZM259 226H260V224H259ZM263 226H264V225H263ZM0 227H1V224H0ZM7 227H8V226H7ZM1 229H2V230H3V229H6V227H4V228L1 227ZM10 229H11V228H10ZM12 229H13V228H12ZM12 229H11V230H12ZM2 230H1V231H2ZM7 230H8V231H5V232H8V233H6V234L8 235L10 231H9L8 228H7ZM13 230H14V229H13ZM3 232H4V231H3ZM3 232H1L2 235H3ZM2 235H1L0 237H2ZM4 238H5V236H4ZM6 238H7V237H6ZM0 240H1V239H0ZM5 240L7 241V239H5ZM2 242H4V240L1 241V245H2ZM10 242L12 243V241H10ZM10 242L8 241L7 243H10ZM14 242H15V241H13V243H14ZM22 242H23V241H22ZM4 243H5V242H4ZM7 243H5V244H6V248H3V250H4V249H8V250H9V248H7V247H9L11 244H7ZM15 243H16V242H15ZM5 244L2 245V247H5ZM17 244H18V242H17ZM17 244H16V245H15V244H12V245L15 246L14 248L18 247L17 249L19 250V246H18V245H19L20 243H19L18 245H17ZM23 244H24V243H23ZM23 244H22V247H24ZM26 244H28V243L26 242ZM26 244H24V245H25V246H28V245H26ZM2 247H0V249H2ZM22 247H21V248H22ZM11 248H12V247H11ZM21 248H20V250H22ZM3 250H0V254H1V251H3ZM6 251H7V250H6ZM6 251H4V252H6ZM9 251H10V250H9ZM14 251L16 252L15 249H14ZM4 252H3V253H4ZM10 252H12V251H10ZM10 252H8V254H9V255H12L13 252H12V253H10ZM6 253H7V252H6ZM8 254H6V255L10 258L11 256H9ZM2 255H4V254H2ZM7 256H6V257H7ZM0 257H1L0 260L3 261L4 258H3L1 255H0ZM6 257H5V260H6V262H7L8 259H6ZM8 257H7V258H8ZM2 258H3V259H2ZM0 263H2V262L0 261ZM3 263H4V262H3ZM5 264H6V263H5Z\"/></svg>",
	"mask_w": 264,
	"mask_h": 264
}]
</instances>
